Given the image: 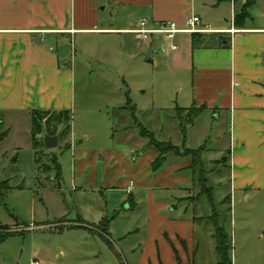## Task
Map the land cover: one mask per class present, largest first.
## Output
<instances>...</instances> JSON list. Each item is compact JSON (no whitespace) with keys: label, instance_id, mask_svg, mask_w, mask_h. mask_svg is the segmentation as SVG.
<instances>
[{"label":"rangeland","instance_id":"1","mask_svg":"<svg viewBox=\"0 0 264 264\" xmlns=\"http://www.w3.org/2000/svg\"><path fill=\"white\" fill-rule=\"evenodd\" d=\"M209 1H198L202 21L212 27L218 21L230 22L231 5L217 9ZM235 10H240L238 3ZM115 13L106 8L101 16L109 19L112 14L113 19ZM129 13L130 21L138 16L136 10ZM141 43L131 34L114 33L61 40L57 50H64L73 71L70 118L42 115L44 125L35 147L29 120H14L8 132L0 130L6 132L0 141V238L8 236L0 242V264L32 260L39 264H153L155 246L148 235L151 202L171 203L188 220L203 217L194 227V264L219 262L207 235L214 222L227 234L230 264H264V174L246 175L239 185L238 174L248 169L223 161L229 150L228 114L192 112L196 120L186 126V114L176 111L192 106L189 63L176 59L183 54V46L176 40L178 49L172 51L159 38L152 44ZM124 106L133 109L134 118L129 110H118ZM67 118L69 128H65ZM139 125L155 141L170 142L181 151L201 150L196 156L202 165L178 175L187 178L189 185L161 188L168 183L158 179L157 186L152 180L149 189L136 185L127 189L145 157L154 153L143 151L149 139L140 136ZM45 136H56L57 146L47 149ZM188 157L179 156L177 161L184 165L191 161ZM53 159L60 180H54ZM170 163L166 159L153 174ZM234 179L235 188L230 187ZM159 210L161 217L169 214L167 207L155 211ZM105 217L110 219L106 234L95 226ZM167 254L168 247L162 248L163 260Z\"/></svg>","mask_w":264,"mask_h":264},{"label":"crops","instance_id":"2","mask_svg":"<svg viewBox=\"0 0 264 264\" xmlns=\"http://www.w3.org/2000/svg\"><path fill=\"white\" fill-rule=\"evenodd\" d=\"M198 1L205 0H0V130L8 132L11 122L20 119L29 120L31 125L29 113L34 110L59 112L70 109L73 71L66 62L64 50H57L61 40L75 39L80 34L130 35L125 31L135 29L142 18L182 25L194 15L200 19L201 28L210 32L197 34L194 38L181 34L174 40L183 46V54L176 59L190 66L191 107L203 106L215 117H220L221 112L228 114L226 162L230 167L248 169L238 174L239 185L246 175L260 177V172L264 174V0H255L241 28L234 26L233 16L235 4L241 6L243 1L210 0L217 9L230 4L233 13L230 22L218 21L213 27L197 14L198 7L202 9ZM106 8L116 10L117 16L112 19V13L109 19L102 17ZM132 10H136L138 16L130 21ZM154 40L156 38L148 43L138 42L152 44ZM156 156L154 152L145 157L142 167L133 175L134 184L130 182L127 189H134L135 185L149 189L152 180L157 186L163 179L168 185L161 188L174 189L176 184H190L187 178L178 175L188 172L191 161L182 165L177 161L179 156L169 154L166 157L171 161L168 168L153 174L149 165ZM235 173L233 171V177ZM91 183H95L94 179ZM231 185L235 188V179ZM184 199L180 198V202ZM149 207L148 212L152 214L149 243L155 246L153 264H194V227L203 217L188 220L182 217L181 210L179 215L178 207L171 203L166 206L151 202ZM161 207L169 209L166 217L159 216L162 210L155 211ZM183 211L185 213L187 209ZM213 232L214 229L207 235L215 253ZM167 247V258L163 260L161 249Z\"/></svg>","mask_w":264,"mask_h":264},{"label":"trees","instance_id":"3","mask_svg":"<svg viewBox=\"0 0 264 264\" xmlns=\"http://www.w3.org/2000/svg\"><path fill=\"white\" fill-rule=\"evenodd\" d=\"M243 1L242 5L240 6V10L239 12L234 14V18H233V24L235 27L237 28H241L244 26V21L249 17V10L254 6L255 4V0H233V3L235 2H240ZM198 35H192V37H197ZM118 110H129L131 114V118H134V112L133 109H129L127 108V106L124 107H120ZM206 110L205 107H200V108H196V107H191L189 109H176L177 112H182L186 114V126L187 125H193L194 121L196 119L191 118V113L194 112H204ZM59 114L61 116H68V118H70V113L67 110H63V111H59V112H47V111H39V110H34L31 111L30 114V121H31V140H32V147H35V142L34 140H36V136L39 135L38 133H40V130L42 128V126L44 124L41 123V118L42 115L45 114ZM67 118V123L65 125V128H69L68 125V121L69 119ZM57 126L62 125V123H60L59 121H56ZM140 136L143 138H148L149 142L148 144L144 147V149H151L154 152H156L157 156L154 159V161L151 163V170L153 172H157L159 171L165 160L167 155L172 154L175 156H185V157H190L191 158V164L189 166L190 169L194 168L196 164H200L202 165L201 161L197 158V154L198 152H200L201 150L199 149L197 152L196 151H192V150H187L184 149L183 151H181V149L178 146H174L172 145L170 142L167 143L165 145V143H161L158 141H155L154 136L152 135V133H150L147 129H145L144 127L140 126ZM6 135V132H2L0 133V141L4 138V136ZM197 153V154H196ZM53 164L56 167V174L54 177V180H60L61 179V174H60V169L59 166L56 164V159H53ZM222 162V161H221ZM194 170V169H192ZM204 172V171H203ZM201 171V173H203ZM199 175V174H198ZM0 189H1V184H0ZM110 219H103L101 223H99L96 227L100 229L101 233L106 234L108 232L109 229V221ZM213 241H214V247H215V253L217 255V257L219 258V263L218 264H230L227 255H228V249L229 246L227 245L228 243V239H227V234L225 232V229L218 226L215 222L213 224ZM8 236L6 235L5 237L0 238V242H2L3 240H5Z\"/></svg>","mask_w":264,"mask_h":264},{"label":"built area","instance_id":"4","mask_svg":"<svg viewBox=\"0 0 264 264\" xmlns=\"http://www.w3.org/2000/svg\"><path fill=\"white\" fill-rule=\"evenodd\" d=\"M206 32H210V30L201 28L200 19L194 15L187 18L182 25L175 22H151L147 18H142L135 29L125 31L142 43H147L155 38L162 39L169 44L172 51L177 50V45L174 42L175 36L181 34L197 35ZM30 264L39 263L32 260Z\"/></svg>","mask_w":264,"mask_h":264},{"label":"water","instance_id":"5","mask_svg":"<svg viewBox=\"0 0 264 264\" xmlns=\"http://www.w3.org/2000/svg\"><path fill=\"white\" fill-rule=\"evenodd\" d=\"M57 137L56 136H45L44 138V146L47 149H53L57 146ZM226 159H223L225 161Z\"/></svg>","mask_w":264,"mask_h":264}]
</instances>
